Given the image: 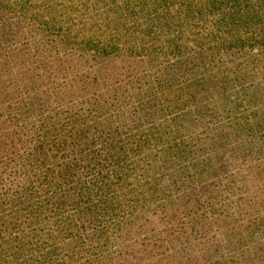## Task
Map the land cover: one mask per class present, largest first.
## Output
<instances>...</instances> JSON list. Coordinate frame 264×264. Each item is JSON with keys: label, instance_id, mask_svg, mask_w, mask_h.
Here are the masks:
<instances>
[{"label": "trees", "instance_id": "1", "mask_svg": "<svg viewBox=\"0 0 264 264\" xmlns=\"http://www.w3.org/2000/svg\"><path fill=\"white\" fill-rule=\"evenodd\" d=\"M65 5L0 0V264H264V0Z\"/></svg>", "mask_w": 264, "mask_h": 264}, {"label": "rangeland", "instance_id": "2", "mask_svg": "<svg viewBox=\"0 0 264 264\" xmlns=\"http://www.w3.org/2000/svg\"><path fill=\"white\" fill-rule=\"evenodd\" d=\"M73 0H33V3L42 4L43 7H45L46 15L49 16L53 12L62 13L64 11V8L66 7L65 4ZM76 3H78V0H74ZM81 1V0H80ZM65 6V7H64ZM84 12L86 10L83 9ZM92 23L91 21H89Z\"/></svg>", "mask_w": 264, "mask_h": 264}]
</instances>
